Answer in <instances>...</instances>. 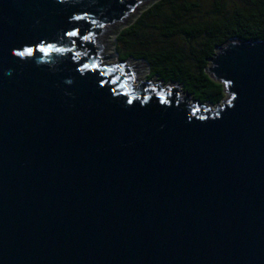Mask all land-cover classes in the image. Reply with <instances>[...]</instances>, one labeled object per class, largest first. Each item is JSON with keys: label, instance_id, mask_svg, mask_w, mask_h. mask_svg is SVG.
<instances>
[{"label": "water", "instance_id": "95a60500", "mask_svg": "<svg viewBox=\"0 0 264 264\" xmlns=\"http://www.w3.org/2000/svg\"><path fill=\"white\" fill-rule=\"evenodd\" d=\"M147 1L0 0V264H264V39L217 48L216 105L137 85L97 37Z\"/></svg>", "mask_w": 264, "mask_h": 264}, {"label": "trees", "instance_id": "16d2710c", "mask_svg": "<svg viewBox=\"0 0 264 264\" xmlns=\"http://www.w3.org/2000/svg\"><path fill=\"white\" fill-rule=\"evenodd\" d=\"M140 11L115 38L118 59L146 63L149 80L176 83L200 103L225 97L224 84L207 72L217 48L231 39H264V0H154ZM148 31L162 40L147 41ZM176 37L185 46L172 44Z\"/></svg>", "mask_w": 264, "mask_h": 264}, {"label": "rangeland", "instance_id": "374dc122", "mask_svg": "<svg viewBox=\"0 0 264 264\" xmlns=\"http://www.w3.org/2000/svg\"><path fill=\"white\" fill-rule=\"evenodd\" d=\"M154 0H149L147 2H144L140 7H139V11L142 9V7L146 8L148 6V4L153 3ZM137 12L136 16L141 12ZM130 18V17H129ZM128 18V19H129ZM130 21L126 20L125 23H115L112 24V26H110L106 32L104 33L103 36H98L97 40L99 43V46H101L102 48V54H104V56H111L110 59H108L107 61H105L106 63H122L119 59H118V54L116 53L115 50V41H116V36L117 34L120 32V30L126 26V24H128ZM153 31H148L147 36H146V40L147 41H161V37L157 34H152ZM149 37H151V40L149 39ZM143 40V39H142ZM145 39L143 40L144 42H147ZM172 40L168 41L169 43ZM228 42V41H227ZM174 45H178L181 44L182 46H185V41H181L179 38H175L173 39V41L171 42ZM113 56V57H112ZM126 62L128 64H126L127 66H135V72H137L136 74V84L139 85L141 82H151L153 84H159L160 87L165 88V87H176L179 86L178 84H174V83H163L159 80H157L156 78H153L151 80L148 79L149 76V69L146 63L141 62V61H137V60H133V59H127ZM180 91H181V95L183 94L184 96H186V93L183 90L182 86H179ZM188 95V94H187ZM191 102H194V99L191 97ZM205 104V103H203Z\"/></svg>", "mask_w": 264, "mask_h": 264}, {"label": "snow or ice", "instance_id": "6c2138e0", "mask_svg": "<svg viewBox=\"0 0 264 264\" xmlns=\"http://www.w3.org/2000/svg\"><path fill=\"white\" fill-rule=\"evenodd\" d=\"M74 19H81V17H73ZM68 29L71 30H66V29H61V34L59 37V40L57 41V43H59L60 41H62L64 39V37H69V38H75V37H80L81 33L80 30L78 28H76L75 26L72 25H68L67 26ZM50 39L49 37H37L36 40H32V41H25V43H32L33 45L36 46V49L41 52L44 53L45 55H48L49 53L52 52H56V53H63L65 51H71V49H66L64 47H58L56 44L53 43H46V41ZM51 39H56V37H51ZM82 39L84 40H88L89 36H83ZM70 44H74L75 40H69L68 41ZM16 47H22L21 45H17ZM34 52V48L33 47H23L22 51H17L15 52V56L17 57H25L27 56H31ZM75 67V66H74ZM89 68L91 69H96L97 65L95 63L89 65L87 63H82L81 67L76 69L77 72L83 73L84 70H88ZM96 84H98L100 89H103L104 84L103 81H97ZM161 99L163 100V97H161ZM128 104H132V100H128L127 101Z\"/></svg>", "mask_w": 264, "mask_h": 264}, {"label": "bare ground", "instance_id": "6f19581e", "mask_svg": "<svg viewBox=\"0 0 264 264\" xmlns=\"http://www.w3.org/2000/svg\"><path fill=\"white\" fill-rule=\"evenodd\" d=\"M139 7H140V6H139ZM139 7H138L137 9H135V11H134V13H133L132 15L136 14V13L139 11V10H138ZM132 15H131V16H132ZM131 16H130V17H131ZM128 18H129V17H128ZM128 18L122 19V21L119 22V23H122V22L125 23L126 20H129V19H130V18H129V19H128ZM109 27H110V26H109ZM109 27H105V31H103V32L105 33L106 30H107ZM104 33L101 34L100 36H103ZM100 57L104 58V57H106V56H104V54L101 53V56H100ZM108 57H109L108 59L111 58V56H108ZM112 57H113V56H112ZM108 59H107V60H108ZM107 60H105V61H107ZM103 61H104V60H103ZM105 61H104V63H105L106 65H108V66H110V65H114V64H118V63H109V62L106 63ZM121 62H122V61H121ZM122 63H125L124 66H125V67H128V66L126 65V64H128L126 61H125V62L123 61ZM136 82H137V81H136ZM142 83H143V82H142ZM140 84H141V83H140ZM178 89H179V91H180V88H178ZM180 93H181V91H180ZM186 95H187V94H186ZM181 96H184V95L182 94Z\"/></svg>", "mask_w": 264, "mask_h": 264}]
</instances>
